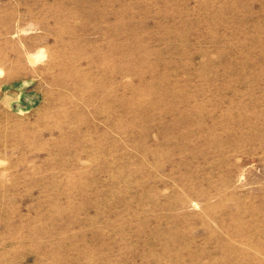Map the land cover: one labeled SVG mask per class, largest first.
Masks as SVG:
<instances>
[{"label": "rangeland", "instance_id": "rangeland-1", "mask_svg": "<svg viewBox=\"0 0 264 264\" xmlns=\"http://www.w3.org/2000/svg\"><path fill=\"white\" fill-rule=\"evenodd\" d=\"M0 264H264V0H0Z\"/></svg>", "mask_w": 264, "mask_h": 264}, {"label": "bare ground", "instance_id": "bare-ground-1", "mask_svg": "<svg viewBox=\"0 0 264 264\" xmlns=\"http://www.w3.org/2000/svg\"><path fill=\"white\" fill-rule=\"evenodd\" d=\"M26 32V31H25ZM4 72V71H3ZM2 103V102H1Z\"/></svg>", "mask_w": 264, "mask_h": 264}]
</instances>
